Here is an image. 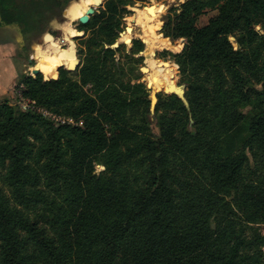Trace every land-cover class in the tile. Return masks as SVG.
Wrapping results in <instances>:
<instances>
[{
	"label": "trees",
	"instance_id": "obj_1",
	"mask_svg": "<svg viewBox=\"0 0 264 264\" xmlns=\"http://www.w3.org/2000/svg\"><path fill=\"white\" fill-rule=\"evenodd\" d=\"M69 1L0 0V34L14 27L22 55ZM79 1L65 9L70 20L86 8ZM128 3L105 0L89 16L76 71L16 73L13 90L21 84L37 107L79 125L0 101V187L8 193L0 195V264H262L264 0L169 7L163 37L185 42L161 53L177 65L187 109L158 92L152 112L136 73L142 42L132 40L123 62L114 54L124 44L104 48ZM162 64L170 77L154 87L170 89L174 64ZM241 80L260 88H241Z\"/></svg>",
	"mask_w": 264,
	"mask_h": 264
},
{
	"label": "rangeland",
	"instance_id": "obj_2",
	"mask_svg": "<svg viewBox=\"0 0 264 264\" xmlns=\"http://www.w3.org/2000/svg\"><path fill=\"white\" fill-rule=\"evenodd\" d=\"M74 1L76 2V0H70L69 4L74 2ZM86 1L87 0L82 1L81 5H84ZM129 1H130V3L125 5L126 11H124L122 14L119 15L120 16V22H121V30L118 32L117 37L114 39V41L117 40L120 42L119 44H121V43L124 44V48L119 52H115V54H114L115 60L120 59V62H123V54L125 52H128L129 49L131 48L132 40L138 39L142 42V48L138 53L134 54V57H139V56L141 57V61L138 64V71L136 73L139 75L138 81L143 82L145 84V87H146V82H148V84H151L150 88L146 87L148 89V96H149L151 91L158 90V92H160V93H164L163 91H165V86L162 84L157 86V87H154L155 80H162L161 77H166V76L170 77L169 72L166 70H163L164 64H162V62L174 64V73H173L172 81H173V84L175 86H182V90H183V94H184V83H181L179 81L177 65L172 62V60L168 57V55H163L161 53V51L165 50V51H169V52H178L182 48L183 43L185 42V39L184 38H177V39L171 41L170 39L163 37V34L161 32V28H159L162 25V16L165 14L166 10L169 7L177 6L178 3H180L184 0H129ZM69 4H68V6H69ZM154 10H156V12H159V14L157 15L158 17L156 16L155 18H152L149 16V14H151ZM68 11H69V9H68ZM67 12H66L67 17L62 18L64 20L63 22L69 21L71 26H73L81 34L78 36L76 35L74 37L69 38L70 41H69L68 45L63 44L59 48L58 51L55 50V47L51 51V49H49V47L46 46V43L52 42L53 40H56L55 36H59L61 33L60 31L63 32L64 27L68 26L66 23H62V24L60 23V25H59V23H53V21H51L48 24L46 30L42 34L36 36L35 38H32L30 40V42L27 44V46H25L24 49L21 48L22 55H18V53H17L19 51V47L17 46L18 43H16V44L14 43L15 45H11V50L8 51L7 53H11L12 59L14 61H16V64H17L16 69L19 72L27 75L28 74V68H30V69L36 68L38 70L40 69L39 71H40L43 79H45L44 76L48 79L51 76H47L48 73L46 71V68L43 66V64L48 65L49 63L50 64L51 63H57L58 61H63L64 63H71L72 60L74 59V62L71 65V66H73L75 64L73 69H67L64 66L67 64H64L62 66H57L56 74L58 75L59 69H61V68L67 69L71 72H74V71H76V69L79 68L81 63H83V61L86 59L83 39L85 40L86 38H88L91 35V31H92L91 28L92 27H89L87 25L88 20L85 23H78L76 19H73L70 21V19H69L70 15H68ZM214 13H215L214 11H209L205 14L200 15L198 17V22H197L198 25L204 24L207 21L208 17H210ZM143 14H144V16L147 15V17H149L152 20L145 19V17L141 16ZM138 15H140V16H139L138 20H136V17ZM59 17H62L61 13H60ZM62 26H63V28H62ZM148 26H150V31L148 34L153 39V42H154L153 48L150 46L149 40L144 35L145 29ZM8 29L10 31H12V33L15 35V33L13 31V30H15L14 27L10 26ZM256 29H258V26H256ZM71 31L73 34L74 30L71 29ZM71 31H69L68 35H72ZM119 33H121V35H119ZM48 34L51 36V38H49L50 36ZM12 39L15 40V36H12ZM161 40H166V41H168V43L171 42L172 44L178 45V48H168L169 45L167 46V43H165L164 46H159ZM229 40L232 41L233 39L229 38ZM123 41L124 42L128 41V42L123 43ZM111 44H109V45H111ZM55 45H56V43H55ZM109 45H107V47H109ZM37 47H38L39 52L35 56V52L37 50ZM79 48H80V50H78ZM42 53H45L47 60L40 58ZM59 55H62L65 61L64 60H57ZM28 59H31V60L28 61ZM157 61H160V62H157ZM71 66L67 65V67H71ZM142 68L145 71H143V72L140 71V69H142ZM71 77L73 79H76V80L79 79L77 75H72ZM239 86L241 88H247V87L260 88L259 83L245 82L243 80L239 81ZM83 88L85 89V91L92 93L90 91V87L88 84H84ZM161 90H163V91H161ZM158 92H156V93H158ZM164 94H167V93H164ZM3 99L8 100V102H10V103H14L16 101L14 90L11 89L10 92H7V94L1 95L0 101H2ZM149 120H150V127H151L152 132L156 133V127L154 126V122L151 118V114L149 115ZM80 123H81V121H79V120L73 122V124H78V125ZM95 169L97 171H99L102 169V166L97 164L95 166ZM0 195H2L4 198L8 197V193L2 187H0ZM258 230L260 233H262L261 232V224L258 225ZM262 234H264V233H262Z\"/></svg>",
	"mask_w": 264,
	"mask_h": 264
},
{
	"label": "built area",
	"instance_id": "obj_3",
	"mask_svg": "<svg viewBox=\"0 0 264 264\" xmlns=\"http://www.w3.org/2000/svg\"><path fill=\"white\" fill-rule=\"evenodd\" d=\"M105 0H100V3L99 5H96L94 0H93V3H90L88 4V7H89V11L88 12H82L80 15H83V14H88V19H89V16L91 14H93V12L96 10V8L98 7H101L103 2ZM69 4V2L65 5V7L63 8V10L61 11V16L62 17H59V15L55 18H53L51 21H53V23H66L68 26V28H72L74 30V33L72 35H67L64 31H60V35L59 36H55V39L56 40H53L55 41L60 47L63 45V44H67L69 43V38L71 37H74V36H78L80 35L81 33H79V31H77L73 26H71L70 22L68 21H65L63 22L64 20L62 18H66L65 17V9L67 7V5ZM78 15L77 17H75L74 19L77 20L78 23H80L78 21V17L80 16ZM73 20V19H71ZM70 20V21H71ZM50 21V22H51ZM49 22V23H50ZM63 28V26H62ZM49 35V34H48ZM50 36V35H49ZM51 38V36H50ZM31 59H28V61H30ZM62 66V65H60ZM32 69H36V68H32ZM32 69L28 68V74L27 75H30V76H33L34 74L32 73ZM38 70V69H37ZM39 71V70H38ZM40 73V71L38 72ZM45 79H47L45 76H44ZM22 87L21 84L18 85L17 89L14 90V93H15V98H16V101L13 103V104H16L21 110H32V111H35V112H38V113H41L43 116H46L50 119H52L53 121L55 122H59V123H71L73 124L74 120H72L71 118H66V117H60V116H55L49 112H47L45 109L41 108V107H37L35 104H34V101L29 98V97H24L22 96L21 92H20V88ZM261 232L264 233V224H261ZM261 251V260H262V264H264V247H262L260 249Z\"/></svg>",
	"mask_w": 264,
	"mask_h": 264
},
{
	"label": "crops",
	"instance_id": "obj_4",
	"mask_svg": "<svg viewBox=\"0 0 264 264\" xmlns=\"http://www.w3.org/2000/svg\"><path fill=\"white\" fill-rule=\"evenodd\" d=\"M6 33L7 38L0 34V96L7 94L13 89L15 85L16 73L19 72L16 69V61L11 57V53H7L11 50V45H15L21 39L19 33L13 30L15 35L8 28L9 26L2 27ZM15 36V40L9 37ZM15 43V44H14ZM10 48V49H9Z\"/></svg>",
	"mask_w": 264,
	"mask_h": 264
},
{
	"label": "water",
	"instance_id": "obj_5",
	"mask_svg": "<svg viewBox=\"0 0 264 264\" xmlns=\"http://www.w3.org/2000/svg\"><path fill=\"white\" fill-rule=\"evenodd\" d=\"M94 2H95L96 5H99L100 0H94ZM87 20H88V14H83V15H80L78 17V21L80 23H85ZM159 28H161V27H159ZM119 35H121V33H119ZM229 38L230 39H233L231 36ZM119 43L120 42L116 40L111 45H109V47L115 48V47H117V45ZM123 43H125V42L123 41ZM104 47H107V45H105ZM140 71L143 72L145 70L142 68V69H140ZM38 72L39 71L37 69H32V73L33 74H36ZM56 76H57V74H56ZM56 76L55 77H50V78H56ZM146 87L147 88H150L151 87V84H148V82H146ZM161 91H163V90H161ZM156 92H158V90L151 91L150 94H149V96H148V99H149V111L150 112H152V110H153V105H154V102H155V93ZM163 92L164 93H167V94H174L182 102L183 106L187 109V101H186V99L184 97L183 90H182V86H175L173 84V85H171V88L169 90H167V91L165 90Z\"/></svg>",
	"mask_w": 264,
	"mask_h": 264
},
{
	"label": "bare ground",
	"instance_id": "obj_6",
	"mask_svg": "<svg viewBox=\"0 0 264 264\" xmlns=\"http://www.w3.org/2000/svg\"><path fill=\"white\" fill-rule=\"evenodd\" d=\"M82 1H84V0H80L79 1V3H80V6H82L81 5V2ZM76 2H78V0H76ZM90 3H93V0H87L86 2H85V4H84V6H82V7H86L85 9H83L81 12H80V14L82 13V12H88L89 11V7H88V4H90ZM161 9V8H160ZM67 14L68 15H70V8H69V11L67 12ZM79 14V15H80ZM159 14V12H153V13H151V14H149V16L150 17H152V18H155L157 15ZM65 17H67L66 16V10H65ZM145 17V19H147V20H152V19H150L149 17H147V15L146 16H144ZM158 17V16H157ZM156 20V19H155ZM62 29V28H61ZM71 29L72 28H68L67 26H65L64 27V32L68 35V33H69V31H71ZM127 30V29H126ZM71 34H72V31H71ZM124 40V39H123ZM126 42V41H125ZM46 46L47 47H49V49H51V51H52V49H54V47H55V50L56 51H58L59 50V48H60V46L56 43V45H55V43L52 41V42H48V43H46ZM41 59L43 58L44 60H47V57H46V55H45V53H42L41 54V57H40ZM39 58V59H40ZM65 63H49L48 65H44L43 64V66L46 68V69H51L53 66H55V68H56V70H57V66L56 65H64ZM156 65V64H155ZM65 67L67 66V65H64ZM69 66H71V65H69ZM56 76V73H55V75L54 76H51V77H55ZM157 77V76H156ZM167 77V76H166ZM162 78V77H161ZM165 90L167 91V90H169V89H167L166 87H165Z\"/></svg>",
	"mask_w": 264,
	"mask_h": 264
}]
</instances>
